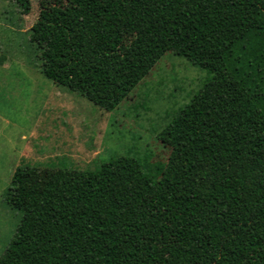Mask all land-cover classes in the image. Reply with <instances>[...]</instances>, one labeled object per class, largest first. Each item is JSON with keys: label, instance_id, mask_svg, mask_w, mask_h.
Segmentation results:
<instances>
[{"label": "trees", "instance_id": "trees-1", "mask_svg": "<svg viewBox=\"0 0 264 264\" xmlns=\"http://www.w3.org/2000/svg\"><path fill=\"white\" fill-rule=\"evenodd\" d=\"M59 1L30 28L41 72L100 109L169 52L209 77L158 134L166 164L102 161L0 264H264V0Z\"/></svg>", "mask_w": 264, "mask_h": 264}, {"label": "rangeland", "instance_id": "rangeland-1", "mask_svg": "<svg viewBox=\"0 0 264 264\" xmlns=\"http://www.w3.org/2000/svg\"><path fill=\"white\" fill-rule=\"evenodd\" d=\"M31 1L26 15L0 0V256L26 211L72 199L102 161L130 154L152 169L166 164L158 134L209 77L169 52L115 110H102L42 74L30 28L63 3Z\"/></svg>", "mask_w": 264, "mask_h": 264}]
</instances>
